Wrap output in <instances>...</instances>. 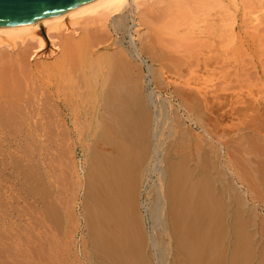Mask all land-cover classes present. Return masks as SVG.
<instances>
[{
	"label": "bare ground",
	"instance_id": "6f19581e",
	"mask_svg": "<svg viewBox=\"0 0 264 264\" xmlns=\"http://www.w3.org/2000/svg\"><path fill=\"white\" fill-rule=\"evenodd\" d=\"M230 3L250 6L247 20L258 23L244 28L264 32V0H88L0 26V171L11 176L0 183V225L10 241L0 239V264H252L255 229L241 227L237 208L215 212L207 151L196 156L187 137L180 151L169 139L179 106L187 117L209 113L224 93L221 34L235 19L218 16ZM201 67L215 69L213 91L201 87V73L200 83L184 77L196 68L206 74ZM216 156L222 165L218 149ZM39 185L44 197L35 196Z\"/></svg>",
	"mask_w": 264,
	"mask_h": 264
},
{
	"label": "rangeland",
	"instance_id": "374dc122",
	"mask_svg": "<svg viewBox=\"0 0 264 264\" xmlns=\"http://www.w3.org/2000/svg\"><path fill=\"white\" fill-rule=\"evenodd\" d=\"M230 4L231 5H229L228 9L223 13V15L220 14L218 16V17L221 16L224 21H226L227 19H231V18L233 20L235 19V23L233 24V28L227 27L226 30H224V34H221V35H223L222 36V43L224 41L223 46H225V47H223V52H224V54H226V56L224 55L226 58L224 76L226 78L224 77V84H223L226 88L222 91V93L223 92L224 93L222 94V97L220 99H216L217 102H216V100L214 101L213 99H212L213 101L209 102V108H210L209 113L211 112L210 114L208 113V110H207V112L205 111L206 113H204V112H201V110L198 108V110L196 109L197 113H191V116H189L190 117L189 118V117H187V115H186L187 113L183 109V105L179 106V112H180V114H182L183 117L178 116V121L181 122L179 124V122L175 120L176 116L174 115L175 124L173 127V134L170 136L169 139L170 140L176 139L175 140L176 142L179 141V142H177L178 144L176 147H178V150L182 151L181 147H182V145L184 146L185 144H184V142H183V144H180V143H182L181 138H183V141H184V140H186L185 138L187 137L186 141L191 145V148L193 149L192 151L194 152V154H196V156H199L201 151H202V148H205V150L207 151L208 162H210L208 164V169H209L208 171H209V173L213 172V173L209 174V175H211V177L209 176V181H210L209 183L212 184V185H210V184L209 185H210V187L211 186L213 187V189H211L212 191H210V193H212L210 195L211 196L213 195V196L212 197L210 196V198H211V200L215 199L214 195L215 196L218 195V197H219V201H218V197H216L217 200H213V202H215V201L219 202V204H218V202H215V205H218V206H216V208H215V205L211 201V203L213 204L212 208H215V210H216L215 212H217L220 209L218 212H221L222 215H223V212L225 210L220 208L219 205H221V207H222L224 204L223 208L226 207L225 209L227 211L226 212L227 215L230 214L229 211H231L233 208L238 209L239 215L241 217L239 216L236 218L237 219L239 218L240 225L242 223L241 227L243 229H245L246 226L247 227L252 226L255 229V232H256L255 233V239H257V243L256 242L255 243L257 245H255L256 246L255 254H254L255 258H254L253 262L255 263V259H256V264H262V262H263L262 259L264 260V253H262V252H264L263 251L264 250V248H263L264 247V176H263L264 175V160H263L264 159V153H263V151H264V147H263L264 143L263 142L264 141L261 140L259 136L262 134L261 132H263V134H264V128L262 129V126L264 125V121H263L264 120V116H263L264 113H262V112H264V111L261 110V108H264V105H263L264 104V102H263L264 101V69H263L264 68V32H260V33L259 32H253L251 29H247L248 27L251 28L258 23L257 20H255L253 22H250V19L247 20L248 16H250V12L248 10L250 6H247L246 4H240V3L238 5H232V3H230ZM208 17H210V18H208ZM208 17H207L208 19H211L212 17L217 18L215 13L212 14L211 16H208ZM242 20H244L243 23L241 22ZM205 23H207V22H205ZM207 24H209V25H206V26H209V27L211 26L212 30H213L212 24H210V23H207ZM202 25L204 26V22H202ZM260 25L262 27L264 26L263 24H260ZM260 25L257 27H261ZM238 26H243V28L238 29ZM244 27H247V28H244ZM232 32H234V35ZM210 35L212 36V34H210ZM213 35H215L214 37L218 40L217 34H213ZM211 39H212V41L214 40L213 36ZM214 42H217V41L214 40ZM214 42H212L213 45H214ZM241 44H242V46H241ZM226 45H227V47H226ZM238 46H240V47H238ZM225 48H227V49H225ZM232 49H234V50H232ZM260 61H261V63H259ZM244 64H246V65L244 66ZM260 66H262V67H260ZM196 67H198V69L200 68V66H196ZM248 67H249V70H251V71L248 70ZM201 68L205 70L206 74H203L204 72L202 73V71H201L202 69H200L201 72H197L198 69L196 68V69H194L193 72L188 73V75L185 74L184 77L190 78L191 76H189V75H193L192 76V79H193V77L195 75V79H193V80L190 79V81L192 80V83L194 80H195L194 82L199 81L198 83H200V80L202 82V79L204 77L205 79L203 80V82L205 81L204 82L205 85H203V82H202L200 84L201 87L202 88L205 87V90H207V91H210V90L213 91L214 87L217 85V84L214 85L215 84L214 80L216 81V83L218 82L216 74L213 72V71H215V69H212L211 71L208 70L206 72V68L208 69L209 67H201ZM252 70H255V71H252ZM233 71L236 74L233 73ZM242 71H244V72H242ZM210 72H213V74L212 73L209 74ZM248 72H249V76L247 75ZM242 73L244 75H242ZM256 73L258 74V76ZM208 74L211 75L212 77L215 74V76L213 77L214 79L212 77H210L211 79L209 80ZM196 75H199L198 78L201 75L202 79L201 78L198 79ZM206 75H207V77H206ZM246 75H247V77H246ZM186 76H188V77H186ZM215 77H216V79H215ZM244 78H246L245 80H247V81H245ZM206 79H208V80H206ZM180 80H182V79H180ZM206 83H207V86H206ZM197 85L199 86V84H197ZM181 86H183V85H181ZM244 92L246 94H249V95H245ZM254 92H255V94H254ZM159 94H161V96H165L167 93L164 91V92H160ZM240 95H241V97H240ZM244 96H246V97H244ZM246 98H248V99H246ZM255 99H256V102H255ZM220 100H222V101L220 102ZM244 100H245V102H246V100H248L249 103L248 102L245 103ZM172 101L174 103V106L178 105V103H179V100L176 97H173ZM259 101L261 103H259ZM212 102H215V103L212 104ZM254 102H255V104H254ZM262 102H263V104H262ZM247 103L249 104L248 106H250V104H251V106L247 107ZM254 105H257L256 106L257 109L252 107ZM259 106H261L260 109H259ZM237 107L239 108V113H238ZM243 107H244V109H243ZM212 108H214V109H212ZM250 108L252 110H250ZM240 109L241 110L243 109V112H245V114L243 112H240L241 111ZM253 109H255V110H253ZM260 110H261V112H260ZM199 111L201 113H199ZM249 111L250 112L252 111V112L249 113ZM253 111H255V112H253ZM256 111H257V113H256ZM258 112H259V115H258ZM241 113H243V115ZM260 113H261V115H260ZM246 114H248V116ZM252 114H255V116H253ZM251 115L253 117H255L257 119V121L255 120V118H252ZM258 116H259V118L263 117V120H260L261 118L259 119ZM180 118H181V121H180ZM241 119H243L245 123ZM248 120H251L252 122L251 121L248 122ZM241 121H242L243 125L241 124ZM256 122L257 123L260 122V124L259 123L257 124ZM237 123L241 124V126L240 125L238 126ZM246 124L248 125V127H246L247 126ZM261 124H262V126H260ZM255 125L259 126L260 128H258V127L256 128ZM242 126H244V127H242ZM238 127H239V129H238ZM254 127L257 129V131H256V129H254ZM241 128H243V129H241ZM258 129H260L259 132H258ZM174 131H175V133H174ZM187 131L189 133L188 135L186 134ZM183 132H185V133H183ZM185 134H186V136H185ZM240 134L242 135V137ZM243 134H245V135L243 136ZM256 134H260V135L257 137ZM236 135H237V137H236ZM174 136H175V138H174ZM176 136H179V137H176ZM234 137L236 139H234ZM247 137H250V138H247ZM177 138H179V139L177 140ZM167 141H169V140L167 139ZM242 141L243 142L245 141V142L243 143ZM240 142H241V144H240ZM179 147L181 149H179ZM225 147H227V148H225ZM240 147H241V150H240ZM217 149L222 154V156H220V159L224 160V163L223 162L221 163L222 165H220V162L216 156V150ZM228 149H230V150H228ZM247 151H248V153H247ZM249 153H251L252 155L251 154L248 155ZM74 157H75V161L80 163L82 153H81L78 146H75ZM228 157L231 158L232 165L234 162H236V163H234V165L236 167L235 169L239 170L241 177H237L236 175H233L232 170H233L234 165L231 166L230 163L227 162ZM234 159H236V160H234ZM233 160H234V162H233ZM217 165H218V167H217ZM3 166H0V168H2ZM210 169H212V170H210ZM224 169L225 170L227 169V170L225 171ZM219 170L221 171V174L218 175ZM2 171H3V173H2ZM228 171H229V173H227ZM222 172H223V174H222ZM1 174L5 176L6 173L4 172V170H1L0 175ZM7 174H8V175H6L7 177H2V175H1L0 183L2 182L4 184H8V182L11 180V176L9 175V173H7ZM230 175H233V176H231L232 180H231V178H229ZM220 177H223V178H220ZM151 178L154 179L155 175L152 174ZM6 181H7V183H6ZM145 183H146V181L144 182V184ZM223 184H225V185H223ZM231 185L234 186L235 188L232 187ZM221 186H222V188H226V189H223L224 190L223 191ZM219 188H220V190H218ZM237 189H239V190L236 191ZM20 191H22V189ZM25 191H26V194H28L26 189H25ZM41 192H42V187H41V185H39L38 186V193L36 191L35 196L44 197L43 196L44 192H42V193ZM232 192H233V194H232ZM235 192L239 193V195H238V199L240 196L239 201L236 197ZM39 193H40V195H39ZM219 195L222 196V198ZM0 197L4 198L1 195H0ZM27 197H28V195H27ZM1 198H0V204L3 206V207L1 206V211L4 210L5 212H7V208L4 207V205L6 206V204H4V203H6V199H4L5 200V202H4V200L3 199L1 200ZM143 198H145V196ZM220 198L223 201H220ZM233 198H235L237 200V203H234V202H236V200ZM225 199H228V200H225ZM2 202H3V204H2ZM143 202H144V200H143ZM239 202H241V203H239ZM21 203L24 204V201H20L19 206H22ZM235 204H237L238 206ZM234 205L237 207H235ZM232 206H234V207H232ZM20 209H21V207H20ZM226 213H224V215H226ZM236 218H234V220H236ZM240 218H242V219H240ZM20 219H21V221H18V224L22 227V225H24L23 224L24 221L22 218H20ZM240 220H242V222ZM247 223H250V224L252 223V224L248 226ZM253 223H254V226H253ZM4 224H5V222H4ZM5 225L8 226V223H6ZM19 225L14 226L15 229L17 228V231H20ZM34 231L38 232V229L35 228ZM0 232H1L0 233V235H1L0 239H2L3 241L7 240L4 238L5 234L3 232H5V230L3 229V225L2 226L0 225ZM22 233L23 232H21V234ZM2 234H3V236H2ZM79 237H80V234H78L76 236V238L78 240H79ZM3 241L1 243L2 245H4L7 242H10L9 240H7V241H4L5 243H3ZM79 247H80V245L78 243V248ZM232 247H234V245H232ZM257 248H259V249H257ZM235 249H236V247H235ZM238 249H240V248H238ZM257 250L261 253H258ZM230 251L233 253L232 249ZM231 252H230V254L232 256ZM3 255L5 256V258L10 257V255L9 256L5 255V253ZM4 256H2V254H1L2 259ZM36 256L37 255H35V256L33 255L32 258L35 259ZM257 258H259V259H257ZM253 262H252V264H254Z\"/></svg>",
	"mask_w": 264,
	"mask_h": 264
},
{
	"label": "water",
	"instance_id": "95a60500",
	"mask_svg": "<svg viewBox=\"0 0 264 264\" xmlns=\"http://www.w3.org/2000/svg\"><path fill=\"white\" fill-rule=\"evenodd\" d=\"M88 0H0V26L54 16Z\"/></svg>",
	"mask_w": 264,
	"mask_h": 264
}]
</instances>
